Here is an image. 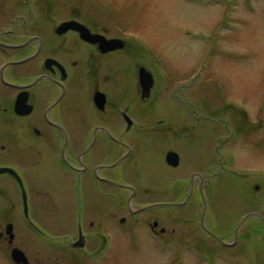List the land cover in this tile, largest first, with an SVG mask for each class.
<instances>
[{
    "label": "rangeland",
    "instance_id": "obj_1",
    "mask_svg": "<svg viewBox=\"0 0 264 264\" xmlns=\"http://www.w3.org/2000/svg\"><path fill=\"white\" fill-rule=\"evenodd\" d=\"M23 3L14 0L9 5L12 8L18 4L19 14L28 15L30 7ZM89 4L101 14L110 13L119 34L132 35L143 42L134 46L133 57L145 63L156 81L151 99L139 108L141 113L136 108L129 109L131 120L135 123L134 118H141L142 123H133L129 131L137 140L129 139L131 172L121 182L129 185L128 182L139 181L152 187L154 193L159 190L150 195L159 198L157 201L175 195L166 191L170 186L179 195L185 189V200L190 198L177 210L190 215L191 220L180 228V236L170 231L171 234L160 238L151 235L144 219L159 214L162 222L169 223L171 210L164 202L145 213L124 216L125 209L115 219H107V214H103V241L97 253L85 258L78 256L65 264H264L261 233L252 232L245 238L241 231L239 236L245 241L240 238L233 247L220 246L215 247L217 251L202 252L197 247L189 248L196 243L197 234L185 232H201L195 224L200 219V198L206 202L207 217L219 218L213 220V225L206 223L210 231L217 236L216 227L221 225L230 232L241 210L250 206L251 201L248 203L243 195V185L251 183L258 174L248 172L264 174L262 131L248 132L243 143L236 146L239 140L232 122L236 117L248 127L241 116L242 110H247V118L254 119L264 131V0H89ZM11 8L6 6L7 11ZM67 13L60 8L56 15ZM50 23L52 20L46 23L47 30ZM113 54L111 60L119 64L115 83L133 84L132 57L121 51ZM83 81L82 88L89 92V80ZM104 87L112 89L113 82ZM232 146H236V153ZM169 149L181 158L176 168L163 161L164 152ZM236 171L245 175L231 174ZM207 172L211 187L201 190L200 179L195 181L192 176ZM256 180L264 193V176ZM121 204L122 200V208ZM211 205L217 214L211 211ZM66 208L69 212L70 204ZM26 212L16 218L17 230L24 234L29 231L27 205ZM227 233L220 238L226 239ZM51 234L53 237H46L53 246L36 242L45 254L41 255L50 257L45 264H57L55 258L59 255L54 252L65 245L61 234ZM7 246L6 241H0V264H12L4 250Z\"/></svg>",
    "mask_w": 264,
    "mask_h": 264
},
{
    "label": "flooded vegetation",
    "instance_id": "obj_2",
    "mask_svg": "<svg viewBox=\"0 0 264 264\" xmlns=\"http://www.w3.org/2000/svg\"><path fill=\"white\" fill-rule=\"evenodd\" d=\"M5 1L0 0V44H4V47L0 46V52L7 56L11 51L10 54L16 55L17 58L33 54L34 56L24 63L5 67L2 72L5 81L0 78V166H10L15 172H22L17 163V156L23 141L29 139L38 143L41 140H49L50 123L57 122L66 132L65 149L70 162L68 169L70 172H77L71 169L78 162L71 156L70 151L78 154L83 149L87 139V120L82 110L89 104V100L93 107L92 95L90 99L77 95L78 81L85 74L92 75L95 72V63L100 64L103 56L96 44L82 42L76 31L69 30L57 35L54 27L49 25L47 30L46 24L41 20L33 27H27L28 31L33 32L30 41L18 48L8 49L7 46L13 45L10 38L19 39L24 36V31H5ZM103 75L106 77L105 81L110 80L109 70ZM104 93V106L100 112L106 113L107 120L97 124L115 125L113 120L117 115L119 98ZM18 96L21 100L20 108H17L20 114L15 111ZM111 151L112 154L118 152V145L111 143ZM93 156L92 152L91 157L84 156L82 161L90 166L95 161L94 158L90 161ZM89 171L93 172V169L78 172ZM112 172L117 170L112 169ZM1 193L5 198L6 194ZM8 201L10 202L9 199ZM12 203L10 202L11 205ZM11 205L5 208L7 217L12 213ZM13 224L5 217L0 220V238L7 237L8 225L12 226L11 231L14 232Z\"/></svg>",
    "mask_w": 264,
    "mask_h": 264
},
{
    "label": "water",
    "instance_id": "obj_3",
    "mask_svg": "<svg viewBox=\"0 0 264 264\" xmlns=\"http://www.w3.org/2000/svg\"><path fill=\"white\" fill-rule=\"evenodd\" d=\"M140 79H141V83L143 84L142 86L144 87V84H147L150 85V77H149V74L146 75V73L144 72H140ZM167 161L169 163H171L172 165H175L176 164V157L174 156V154L172 153H169L167 155Z\"/></svg>",
    "mask_w": 264,
    "mask_h": 264
}]
</instances>
